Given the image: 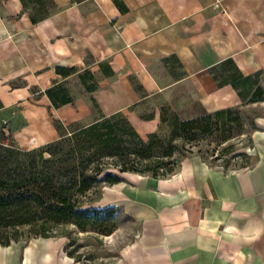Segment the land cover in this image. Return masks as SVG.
Here are the masks:
<instances>
[{
	"label": "crops",
	"instance_id": "0c3cea01",
	"mask_svg": "<svg viewBox=\"0 0 264 264\" xmlns=\"http://www.w3.org/2000/svg\"><path fill=\"white\" fill-rule=\"evenodd\" d=\"M119 1L123 10L113 0H52L54 11L32 23L22 0H0V142L52 143L56 124L92 122L90 98L102 115H125L145 141L161 125L154 102L182 103L190 90L207 113L234 109L237 89L214 72L264 76V0ZM255 125L264 130V117ZM252 145L244 170L191 157L163 178L117 173L93 204L127 218L117 233L126 240L97 264H264V131ZM63 245L0 244V264H90Z\"/></svg>",
	"mask_w": 264,
	"mask_h": 264
},
{
	"label": "trees",
	"instance_id": "16d2710c",
	"mask_svg": "<svg viewBox=\"0 0 264 264\" xmlns=\"http://www.w3.org/2000/svg\"><path fill=\"white\" fill-rule=\"evenodd\" d=\"M113 1L121 10L124 9L119 0ZM45 2L50 3L54 11L52 0H22L32 23L53 12L42 15L31 12V4L40 6ZM213 78L219 85L231 84L241 99L246 94L240 87L246 88L249 84L254 86V99H260L264 94L261 86L250 83L254 78H243L231 66L215 71ZM89 101L92 114L96 113L98 117L86 125H80L79 122L70 124V131H67L68 126L62 128L56 124L61 136L52 143L24 151L0 142L1 245L7 246L12 240L18 241V230L22 227H38L39 234L36 237L42 238L50 237L58 226L66 224L111 235L115 226L107 228V225L117 210L84 208V202L96 185H114L121 181L118 175L109 172L104 174L107 168H118L120 173L132 172L153 178L167 177L176 171L170 162L163 161L172 157L173 147H164L156 133L148 135L144 141L125 115H102L94 99L90 98ZM232 116H235V120H232ZM239 119L234 109L203 113L190 120L175 119L172 137L186 138L192 131L203 133L213 127L223 132L224 142L232 137V130L224 126L233 121L238 123ZM164 121L161 115V125ZM159 149L164 151L156 154ZM224 153L230 152L225 150ZM106 160L113 162L106 167Z\"/></svg>",
	"mask_w": 264,
	"mask_h": 264
},
{
	"label": "rangeland",
	"instance_id": "374dc122",
	"mask_svg": "<svg viewBox=\"0 0 264 264\" xmlns=\"http://www.w3.org/2000/svg\"><path fill=\"white\" fill-rule=\"evenodd\" d=\"M42 6V7H40ZM31 4L30 9L33 14H44L46 12L53 11L50 3L45 2L43 5ZM254 85H259L264 93V76H257L250 81ZM242 91L245 92V96L241 99L240 107L234 108L238 113L240 119L239 122H230L224 127L231 129L232 137L223 142V132L216 131L213 127L207 132L192 131L185 137L176 136L173 138V123L175 119L190 120L192 118L207 113L203 111L197 104L195 96L190 90L184 91L179 94L182 103H177L175 98H172L170 104L164 99L154 102L160 104L161 115L165 121L159 126L156 134L163 142L164 147L172 146L173 154L170 159H163L164 162H170V166H174L175 170L178 169L181 161L185 158L197 157L203 162L212 166H222L225 169L232 170H244L253 166L254 156L257 153L255 146L252 145L255 132L264 131L261 128L256 127V119L264 117V94L260 99H254V86L249 84L246 88L241 86ZM189 91V92H188ZM181 102V101H180ZM98 115L93 113L90 121L96 119ZM235 120V116L231 117ZM80 123V122H79ZM86 122H81L80 125H86ZM72 128L67 127V131ZM189 138V139H188ZM147 140V139H146ZM145 140V141H146ZM171 142V143H169ZM15 146L13 143H8ZM31 150V149H29ZM229 150L230 153L225 154L224 151ZM28 151V150H24ZM164 149H159L156 154H160ZM47 156V155H46ZM111 160H106L104 163L106 167L110 166ZM111 173L117 175L119 173L118 168L109 167L104 171L105 173ZM103 185L98 184L89 193L84 208H94V199L99 195V191ZM127 218L119 211L113 215V218L108 222L107 228L115 226L111 235L102 234L98 230L87 228L82 230L74 224H66L58 226L54 232L51 233L52 238L59 239L63 243L65 253L71 254L73 259L81 263H104L113 257L115 252L121 243L125 242L126 238L117 235L121 230V227L128 225ZM121 226V227H120ZM38 227H22L19 228L18 241L12 242H26L30 239L37 238L39 234Z\"/></svg>",
	"mask_w": 264,
	"mask_h": 264
}]
</instances>
